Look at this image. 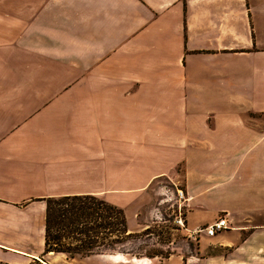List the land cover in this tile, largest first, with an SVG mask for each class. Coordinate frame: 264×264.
Instances as JSON below:
<instances>
[{
    "label": "crops",
    "instance_id": "0c3cea01",
    "mask_svg": "<svg viewBox=\"0 0 264 264\" xmlns=\"http://www.w3.org/2000/svg\"><path fill=\"white\" fill-rule=\"evenodd\" d=\"M161 180L186 234L228 229L161 261L44 254L46 199L131 231ZM36 261L264 264V0H0V262Z\"/></svg>",
    "mask_w": 264,
    "mask_h": 264
},
{
    "label": "trees",
    "instance_id": "16d2710c",
    "mask_svg": "<svg viewBox=\"0 0 264 264\" xmlns=\"http://www.w3.org/2000/svg\"><path fill=\"white\" fill-rule=\"evenodd\" d=\"M130 236L124 211L99 197L46 199L44 254H64L74 259L112 253Z\"/></svg>",
    "mask_w": 264,
    "mask_h": 264
},
{
    "label": "rangeland",
    "instance_id": "374dc122",
    "mask_svg": "<svg viewBox=\"0 0 264 264\" xmlns=\"http://www.w3.org/2000/svg\"><path fill=\"white\" fill-rule=\"evenodd\" d=\"M171 187L174 186H171L169 181L156 182L154 196L159 206L155 202L152 208L156 207L159 213L154 222H151L148 216L142 215L140 223L147 222L145 223L147 227L138 226L131 231L127 228L128 233L131 234L130 238L119 244L112 253L106 252L100 255H123L137 259L145 257L161 261L170 255L180 252L187 254L191 251L196 241L189 238V234H186V231L176 223V220L183 215L181 209L178 208V203L176 204L177 191L175 190V197ZM175 189L181 190L183 186L179 183ZM163 195H167V197L163 198ZM41 260L46 263V259Z\"/></svg>",
    "mask_w": 264,
    "mask_h": 264
},
{
    "label": "built area",
    "instance_id": "2783aa9c",
    "mask_svg": "<svg viewBox=\"0 0 264 264\" xmlns=\"http://www.w3.org/2000/svg\"><path fill=\"white\" fill-rule=\"evenodd\" d=\"M177 196H178V200H182L184 198L183 191L177 190ZM176 223L180 227L184 226L181 218L177 219ZM226 229H228V223H227L226 219L219 218L217 221H214L211 225H208V226L202 227V228H197L196 230L191 232L188 236L192 240L196 241L201 233H204L208 236H214L217 233L225 231Z\"/></svg>",
    "mask_w": 264,
    "mask_h": 264
}]
</instances>
